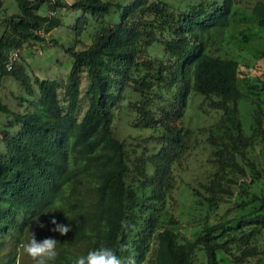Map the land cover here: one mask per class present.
<instances>
[{"label": "trees", "instance_id": "obj_1", "mask_svg": "<svg viewBox=\"0 0 264 264\" xmlns=\"http://www.w3.org/2000/svg\"><path fill=\"white\" fill-rule=\"evenodd\" d=\"M15 2L1 22L0 77L13 71L25 93L19 99L32 108L0 101L13 117L0 125V235L26 242L23 227L48 218L39 240H57L55 264L100 246L122 264L133 254L136 264L264 262V0H75L70 6L83 12L75 31L85 12L114 6L119 18L99 22L84 48L69 49L65 81L38 80L35 98L16 59L5 69L6 53L43 40L63 4ZM154 42L160 49L150 53ZM117 107L134 111L133 125L160 131L126 145L112 130ZM202 113L212 121L186 124ZM181 189L190 197L184 211L174 204ZM181 214L193 224L190 236L178 231ZM53 218L72 230L49 231ZM0 264H13L11 255L0 253Z\"/></svg>", "mask_w": 264, "mask_h": 264}, {"label": "rangeland", "instance_id": "obj_2", "mask_svg": "<svg viewBox=\"0 0 264 264\" xmlns=\"http://www.w3.org/2000/svg\"><path fill=\"white\" fill-rule=\"evenodd\" d=\"M75 0H60L63 4L57 7L53 14L58 17V23L53 26L48 32L44 34V39L41 41H31L30 43H25L18 49V56L16 57L14 66L15 69L20 68L24 71L29 85L32 87V94L29 97L35 98L38 95L37 82L40 79L55 80L62 84L70 70L72 55L69 49L74 50L84 48L90 41V35L96 28L97 24L101 21L106 22H116L118 20L119 11L114 6H111L109 11L101 14H92L91 12H85L86 22L84 26L79 30L75 31L74 23L83 12L79 7L70 6ZM116 1V0H114ZM122 3H127L130 0H118ZM172 1L173 0H168ZM243 3H252L255 0H241ZM17 11V5L15 0H1L0 5V29L3 24L2 20L9 14ZM38 12L41 14L47 13V7L45 3H41L38 7ZM158 45V46H157ZM160 44L152 43L149 45L150 53H156L153 51L155 48L159 47ZM153 49V50H152ZM239 53H237L238 55ZM240 58L248 61L249 57L244 54H240ZM85 77L84 73L81 74L80 78V107L81 110L84 109L86 100L84 95L85 88ZM58 96H61V88H57ZM23 86L18 80L14 72H5L0 77V101L4 103L9 109L15 111H23L26 109H31L32 107L28 102L22 101L19 97L24 96ZM131 97L136 98V95ZM200 99V97L198 98ZM126 102V98L121 100V103ZM192 108V107H191ZM191 112L196 111V109H191ZM244 113V119H246L247 112ZM135 118L134 111H129L125 107H117L113 110L112 117V130L115 135L120 139H124L126 145L138 143L141 144L142 140H147L150 135H155L160 131V127H149L142 125H133L130 121ZM248 118V117H247ZM12 120L13 117L9 114L0 111V125L6 123V120ZM176 122L178 120H175ZM212 121V118L207 117L206 113H202L200 116L190 115L186 118V124L191 127L200 126L207 124ZM127 136L128 139L127 140ZM129 141V142H128ZM0 148H2V142L0 141ZM199 153H196L195 157H199ZM257 189V188H256ZM182 192L180 193V191ZM177 193H174L175 205L182 211L188 208L189 195L186 190L181 189ZM177 192V190H176ZM180 193V195H179ZM48 218H44L43 221H39L45 225L44 228L49 227ZM179 228L178 231L184 233L186 236H190L192 231V223L185 220L183 214L179 218ZM44 228L38 227L37 221L33 223H27L23 227L24 236L27 232H34L35 238L39 242V236L43 235ZM0 253H9L12 257L13 264H32V261L26 257L22 252V243L17 242L12 239L9 233H4L0 235ZM253 264V263H246ZM255 264H264L260 261Z\"/></svg>", "mask_w": 264, "mask_h": 264}, {"label": "clouds", "instance_id": "obj_3", "mask_svg": "<svg viewBox=\"0 0 264 264\" xmlns=\"http://www.w3.org/2000/svg\"><path fill=\"white\" fill-rule=\"evenodd\" d=\"M34 220H37L38 227H45L44 224L39 223L37 218H34ZM49 223L54 225L49 231L57 232L61 236L72 230L70 226L58 223L55 218L51 219ZM121 227L127 229L128 225L126 222H122ZM57 245V240L51 237L38 242L35 238V233L29 232L28 240L23 242L21 247L23 254L32 261V264H55L58 256ZM120 251L127 252V245H122ZM71 264H122V260L113 249L100 246L88 251L86 255L75 257L72 259ZM127 264H136L134 254L129 256Z\"/></svg>", "mask_w": 264, "mask_h": 264}, {"label": "built area", "instance_id": "obj_4", "mask_svg": "<svg viewBox=\"0 0 264 264\" xmlns=\"http://www.w3.org/2000/svg\"><path fill=\"white\" fill-rule=\"evenodd\" d=\"M18 56V49H9L6 53V59L4 60V67L6 70H10L12 68V63Z\"/></svg>", "mask_w": 264, "mask_h": 264}]
</instances>
